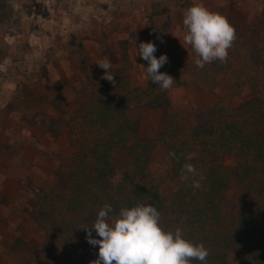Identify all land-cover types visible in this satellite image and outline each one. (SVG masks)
<instances>
[{"label":"trees","instance_id":"obj_1","mask_svg":"<svg viewBox=\"0 0 264 264\" xmlns=\"http://www.w3.org/2000/svg\"><path fill=\"white\" fill-rule=\"evenodd\" d=\"M232 45L225 63L203 68L172 54L159 69L176 80L167 90L149 78L131 88L119 80L121 70L115 83L86 80L84 102L68 126L73 152L34 215L53 264L97 258L84 228L105 203L114 212L152 204L164 230L179 227L205 245L207 264H264V51ZM201 88L217 96L211 105L174 103L175 94ZM143 110L154 118L167 110L161 133L141 138L135 116ZM185 163L195 175L183 172Z\"/></svg>","mask_w":264,"mask_h":264},{"label":"rangeland","instance_id":"obj_2","mask_svg":"<svg viewBox=\"0 0 264 264\" xmlns=\"http://www.w3.org/2000/svg\"><path fill=\"white\" fill-rule=\"evenodd\" d=\"M198 2L235 28L236 47L264 51V0H0V264H53L34 215L73 152L68 126L86 80H103L97 63L109 58L111 74L121 70L119 80L134 88L148 80L141 41L154 42L157 57L192 62L182 18ZM216 97L185 89L173 101L205 107ZM166 116L137 113L141 138L161 133Z\"/></svg>","mask_w":264,"mask_h":264},{"label":"clouds","instance_id":"obj_3","mask_svg":"<svg viewBox=\"0 0 264 264\" xmlns=\"http://www.w3.org/2000/svg\"><path fill=\"white\" fill-rule=\"evenodd\" d=\"M182 25L184 43L195 53L197 67L227 59L236 31L224 16L198 2L183 11ZM136 48L137 55L147 61L146 66H141L149 80L162 89L172 88L176 80L159 71L168 62L167 54L154 55L157 46L152 41H141ZM97 64L105 70L102 78L115 83L109 58ZM169 155L175 156V153ZM191 159L189 155L187 160ZM182 170L185 174H196L192 163H185ZM192 186L199 188L200 180H194ZM160 215L152 204L137 203L114 212L113 206L105 203L92 225L84 228L87 242L98 246L97 258L91 264H191L193 259L207 264L209 251L205 245L186 239L179 227L164 230L160 225ZM93 229L99 238L92 235Z\"/></svg>","mask_w":264,"mask_h":264}]
</instances>
